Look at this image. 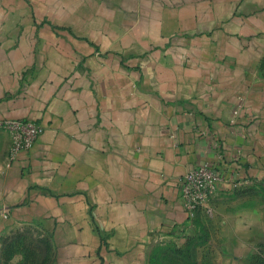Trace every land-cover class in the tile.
Instances as JSON below:
<instances>
[{
  "label": "crops",
  "instance_id": "1",
  "mask_svg": "<svg viewBox=\"0 0 264 264\" xmlns=\"http://www.w3.org/2000/svg\"><path fill=\"white\" fill-rule=\"evenodd\" d=\"M263 64L264 0H0V121L43 127L14 158L0 127V237L36 224L52 264H147L190 224L189 168L215 193L264 177ZM236 230L220 264H245Z\"/></svg>",
  "mask_w": 264,
  "mask_h": 264
},
{
  "label": "rangeland",
  "instance_id": "2",
  "mask_svg": "<svg viewBox=\"0 0 264 264\" xmlns=\"http://www.w3.org/2000/svg\"><path fill=\"white\" fill-rule=\"evenodd\" d=\"M190 219L182 235L151 237L147 264H220L236 254L230 246L239 242L234 235L242 228L250 233L248 249L240 245L237 251L247 253L245 264H264V177L213 193ZM53 259L51 239L39 225L21 224L0 237V264H52Z\"/></svg>",
  "mask_w": 264,
  "mask_h": 264
},
{
  "label": "built area",
  "instance_id": "3",
  "mask_svg": "<svg viewBox=\"0 0 264 264\" xmlns=\"http://www.w3.org/2000/svg\"><path fill=\"white\" fill-rule=\"evenodd\" d=\"M0 127L9 133L12 158L19 151H28L43 130L42 125L26 118L0 121ZM220 179V175L208 164L191 167L184 173L181 179L180 199L189 219L215 193Z\"/></svg>",
  "mask_w": 264,
  "mask_h": 264
}]
</instances>
